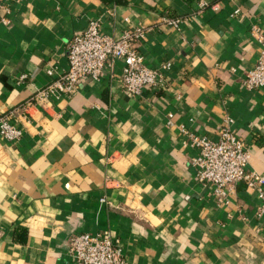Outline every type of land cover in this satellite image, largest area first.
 Listing matches in <instances>:
<instances>
[{"label":"crops","instance_id":"1","mask_svg":"<svg viewBox=\"0 0 264 264\" xmlns=\"http://www.w3.org/2000/svg\"><path fill=\"white\" fill-rule=\"evenodd\" d=\"M164 15L185 21L158 24ZM8 18L0 116L15 111L23 135L0 137V264H72L70 239L104 232L127 264H264L257 194L239 182L220 203L197 182L196 151L178 127L218 139L231 119L264 175V88L243 84L259 56L252 28L264 30V0H20ZM94 20L117 39L151 27L140 50L150 68L172 64L167 87L126 93L117 61L75 94L25 109L68 69V42Z\"/></svg>","mask_w":264,"mask_h":264},{"label":"built area","instance_id":"2","mask_svg":"<svg viewBox=\"0 0 264 264\" xmlns=\"http://www.w3.org/2000/svg\"><path fill=\"white\" fill-rule=\"evenodd\" d=\"M19 1L0 0V24L9 23L11 5ZM184 21L180 17L164 15L159 18L158 24L180 29ZM151 29L143 25L130 26L117 39L102 33L100 20L91 21L83 33L75 35L68 42V69L47 87L38 90L33 102L27 103L25 109L33 103H43L50 97L75 94L83 79L100 80L105 70L113 67L117 61L123 64L121 80L126 93L140 96L148 87L166 88L167 72L172 64L168 62L159 68H150L140 50V44ZM252 33L257 38L260 51L255 66L246 73L243 84L249 90H260L264 88V30L255 26ZM49 73L53 74L51 70ZM21 78L24 79L25 76ZM15 114L12 111L0 116V137L10 142L18 141L23 135V131L13 122ZM167 123L170 127L176 125L174 114L168 115ZM178 127L187 136V145L196 151L191 164L195 169L197 182L213 187L218 201L224 204L229 203L236 185L244 182L248 190L257 194V215L264 217V175L250 168L249 147L235 133L231 119L225 120L218 131V139L190 132L184 124ZM69 254L72 264H127L120 242L109 232L74 235L69 241Z\"/></svg>","mask_w":264,"mask_h":264},{"label":"trees","instance_id":"3","mask_svg":"<svg viewBox=\"0 0 264 264\" xmlns=\"http://www.w3.org/2000/svg\"><path fill=\"white\" fill-rule=\"evenodd\" d=\"M105 1L106 3H113V4H116V5H124L127 3V0H103ZM25 230H22V232H24Z\"/></svg>","mask_w":264,"mask_h":264}]
</instances>
